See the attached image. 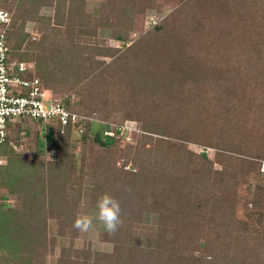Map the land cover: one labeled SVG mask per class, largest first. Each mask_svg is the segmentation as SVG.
I'll list each match as a JSON object with an SVG mask.
<instances>
[{"label": "rangeland", "instance_id": "374dc122", "mask_svg": "<svg viewBox=\"0 0 264 264\" xmlns=\"http://www.w3.org/2000/svg\"><path fill=\"white\" fill-rule=\"evenodd\" d=\"M74 1L82 5V24L77 22L68 28L66 11ZM245 1L246 5L236 0H151L144 10L131 11L130 15L125 9L126 0H0V9L14 14L19 41L24 42L17 55L34 61L40 77L52 82L57 93L54 96L63 98L75 110L97 114L91 117V140L100 131H104L102 137L115 138L110 146L103 147L93 140L85 142L83 132L78 130L68 145L69 158L74 157L76 168L72 179L67 181L72 188L65 194L70 200L79 201L76 220L98 214L94 183L99 162L107 159L114 171L136 173L143 156L152 157L159 135L145 129L146 126H165L169 135L164 139L171 143L166 152H177L179 144L196 155L209 153L210 159L214 158V152L203 146L202 141L222 140L238 147L237 152L248 149V153H254L251 147L256 148L264 141V0ZM60 4L65 6L60 8ZM103 8L106 15L102 14ZM121 10L129 14L128 21L119 17ZM159 24H164L170 35L180 38L174 41L184 45L183 59L205 69L203 74L196 72L198 76L194 79L198 81L192 79L187 85L176 84L171 90L164 89L167 103L154 99L153 91H146L151 82L149 77L146 85L131 72L139 63L130 46L149 37ZM22 26L23 39L19 32ZM55 27L60 32L51 36L49 29ZM163 38L169 37L162 36V41ZM45 47L51 51L44 52ZM154 110L159 112L151 113ZM166 112H172V117H167ZM190 116L198 121L190 123ZM194 127L197 132L189 134ZM228 129H233L231 136L235 144L221 138V133ZM185 134L197 142H186L182 138ZM48 138L45 127L41 129L28 121L12 132L6 152L12 147L27 165L15 163L9 167V155H1L4 164L0 166V205L23 209L24 196L29 190L20 180L34 181L42 171L41 164L49 166L60 159V151L47 145ZM52 172L46 176L45 186L41 184L46 194L51 185L61 187L58 177L64 171ZM15 176H20L15 187L19 194H11L9 190ZM248 185L249 182L225 194L237 205L242 220ZM42 189L37 190V195ZM58 197L48 198L55 208L45 223L46 264H59L62 255L66 256L63 263L78 259L76 251L88 248L93 252L112 253L114 245L107 241L105 226L98 219H94L93 227L87 231L70 226L59 216L63 208ZM134 233L146 249L168 237L159 225L158 214L147 212L142 223L135 225ZM1 259L0 264H14L13 258H7L8 261L2 256Z\"/></svg>", "mask_w": 264, "mask_h": 264}, {"label": "trees", "instance_id": "16d2710c", "mask_svg": "<svg viewBox=\"0 0 264 264\" xmlns=\"http://www.w3.org/2000/svg\"><path fill=\"white\" fill-rule=\"evenodd\" d=\"M236 1L240 5L246 2ZM149 2L151 0H126L125 9L127 8L131 15V11L144 10ZM73 4L69 5L66 11L68 28L77 22L82 24V5L78 1H74ZM63 6L65 5L60 8ZM102 10V14L106 15L105 8ZM119 13L121 20H129V14L127 15L125 10ZM10 14L12 24L7 39L11 57L35 65L31 59L17 55L24 42L19 41L16 19L14 14L11 12ZM20 30V37L23 39V26ZM49 30L51 36L60 32L59 27ZM162 36L169 38H163L162 41ZM147 37L136 41L129 48L139 63L131 72L134 77L141 78V82L146 85V78L149 77L151 82L147 85L146 91H153L154 99L167 103L164 89L171 90L176 84L187 85L198 76L196 72L200 71L203 74L202 70L205 69L191 64L187 58H182L185 55L184 45H179L180 41L176 42L180 38L175 34L170 35L164 24L155 26ZM17 40L19 42L15 46ZM171 40H176L175 44H171ZM46 49L48 47H45L44 52ZM49 50L51 51V49L47 51ZM34 67L35 75L44 86L53 94H57L53 90L52 82L50 84V81L43 80L37 72L36 65ZM155 83L157 85L153 88ZM162 84H165V87H162ZM157 96L159 98H156ZM148 100L152 102L149 98ZM68 108L88 118L77 121L76 125L66 126L30 119L17 121L10 125L9 136L0 145V155L8 154L10 157L9 167L15 163L26 167V161L12 147H8L9 153L6 152V145L10 143V135L18 125L28 121L39 125L41 129L45 127L49 136L47 145L54 146L53 148L61 153L56 163H50L49 166L41 164L42 171L39 176L36 175L38 178L34 181L24 183L23 180L19 182L20 176L13 177V185L9 188L11 194L20 193L15 188L17 181L29 190L24 196L23 209L14 210L5 207V204L0 205V255L8 261L10 260L7 258H13L14 264H46L48 237L45 223L49 212L52 213L55 208L48 198L59 196V203L63 208L60 218L70 226H74L76 222L79 201H72L65 194V191L72 188L71 185L68 186L67 181L72 179L76 168L74 157L69 158L68 154V145L74 133L79 130L83 132L82 138L85 142L93 140L103 147H108L115 141L113 136L102 137L104 131L97 132L91 140L93 120L89 118L97 114L75 110L69 105ZM158 112L159 110H154L151 113ZM166 113L167 117L173 115L172 112ZM162 116L165 117L163 114ZM189 121L191 123L198 119L190 116ZM164 127H145L159 135V138L152 157L143 156L136 173L114 171L112 164L107 163V159L98 164L95 173L94 202L97 204L99 198L107 193L119 201L122 209V226L115 233L107 231V241L114 245L113 252H93L90 248L77 250L78 259H68L63 263L66 256L62 255L59 264H264V181L259 163V160L264 159L260 156L261 154L264 156V141L256 148L251 147L254 153H248V149L237 152L238 147L225 144L222 140L217 143L202 141L203 146L214 152V158L210 159L209 153L202 152L196 155L188 150L187 146H178L177 143V152H166L165 148L171 147V143L164 139L169 135ZM227 131L221 133V138L231 140L230 144H235L234 137L231 136L233 129ZM193 132H197L196 127L189 130V134ZM189 134H185L183 140L197 142ZM53 170L64 171V175L58 177L61 187H53L50 180V191L46 194L42 188L45 186L46 176L54 174ZM248 182L250 186L248 185L249 193L244 202L243 221L238 216L237 205L233 200L227 199L225 194ZM40 188L41 194L37 195ZM146 212L158 214L160 227L168 233V237L158 240L151 249L144 248L134 233L135 225L142 223Z\"/></svg>", "mask_w": 264, "mask_h": 264}, {"label": "built area", "instance_id": "2783aa9c", "mask_svg": "<svg viewBox=\"0 0 264 264\" xmlns=\"http://www.w3.org/2000/svg\"><path fill=\"white\" fill-rule=\"evenodd\" d=\"M11 24L10 12L0 9V145L9 136L10 125L17 120L30 119L66 126L87 119V116L69 110L63 98L54 96L44 86L35 75L34 65L12 59L7 39ZM259 163L264 181V159ZM2 164L4 160L0 155V166Z\"/></svg>", "mask_w": 264, "mask_h": 264}, {"label": "clouds", "instance_id": "9594fccd", "mask_svg": "<svg viewBox=\"0 0 264 264\" xmlns=\"http://www.w3.org/2000/svg\"><path fill=\"white\" fill-rule=\"evenodd\" d=\"M51 158V157H50ZM98 214L96 217H78L75 227L87 231L93 227L94 219H98L109 233H115L123 224L122 209L118 200L105 193L97 202Z\"/></svg>", "mask_w": 264, "mask_h": 264}]
</instances>
